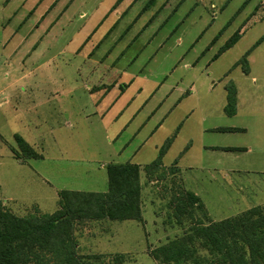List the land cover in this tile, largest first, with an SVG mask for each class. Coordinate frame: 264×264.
<instances>
[{"label":"rangeland","instance_id":"rangeland-1","mask_svg":"<svg viewBox=\"0 0 264 264\" xmlns=\"http://www.w3.org/2000/svg\"><path fill=\"white\" fill-rule=\"evenodd\" d=\"M225 1L0 0L6 207L19 217L52 215L63 192L104 194L108 166H150L171 140L163 167L143 187V223L87 222L76 229L79 255L99 258L87 262L117 264L122 257L124 264H162L153 252L193 226L186 221L182 229L173 219L169 203L179 191L199 197L205 225L262 205L264 150L257 147L264 142L255 138V117L264 114V82L247 79L249 64L238 63L263 38L264 21H249L245 32L241 24L228 26L208 51L245 0L221 11ZM237 33L242 41L220 56ZM262 56L264 44L254 53L255 73ZM229 87L236 100L240 88L235 117L225 112ZM240 128L248 131L211 132Z\"/></svg>","mask_w":264,"mask_h":264},{"label":"trees","instance_id":"trees-1","mask_svg":"<svg viewBox=\"0 0 264 264\" xmlns=\"http://www.w3.org/2000/svg\"><path fill=\"white\" fill-rule=\"evenodd\" d=\"M121 1V0H119ZM241 36L237 33L221 49L220 54L231 49ZM264 42V36L245 55L238 65L247 66L251 52ZM245 68L247 74L248 69ZM229 117L236 115V91L229 87ZM216 133H243L239 129H216ZM21 146L29 147L20 138ZM171 141L161 150L160 157L143 168L148 175L162 166ZM225 152L238 149L224 148ZM32 152V150H27ZM34 154L32 153L31 156ZM108 191L104 194L63 192L59 210L52 215L38 213L19 217L0 200V264H93L94 257H81L76 240V229L87 222L143 223L142 169L136 165H110ZM174 174L177 170L173 169ZM173 219L183 229L184 222L193 221L179 239L153 252V258L162 264H264V207L252 208L245 213L219 222L202 223L199 214L207 217L204 204L192 192L179 191L169 203ZM124 264V259H116Z\"/></svg>","mask_w":264,"mask_h":264},{"label":"crops","instance_id":"crops-1","mask_svg":"<svg viewBox=\"0 0 264 264\" xmlns=\"http://www.w3.org/2000/svg\"><path fill=\"white\" fill-rule=\"evenodd\" d=\"M121 1H124V0H121ZM128 1V0H127ZM172 1H174V0H172ZM234 0H229V1H225L224 3H222V4H224V6L223 7H221L222 8V10L221 11H225V9H227L229 6H230V4L233 2ZM58 2V1H57ZM152 2L154 3L153 5H156L157 3H158V0H152ZM170 1H168L167 3H169ZM164 5L166 4V2H164L163 3ZM53 7V6H52ZM215 8V10H216V7L214 6V5H212V10ZM260 12H262V14L261 15H258ZM45 18V17H44ZM216 20L214 19L213 20V22H215ZM249 21H256V22H258V21H264V0H245L244 2H243V4H242V6H241V8L238 10V12L236 13V15L234 16V18L232 19V20H230L227 24H226V27L225 28H223L222 30H220L219 31V36H217L216 37V39L213 41V43H212V45L208 48V51H212L213 50V48H214V46H216V45H214L213 46V44H215L216 42V44H218V42H219V38H221V36L224 34V32L226 31V29H227V27L228 26H233V25H235V26H239L240 24H241V26L244 28V29H242L243 31L244 30H246V27H248L249 25H250V23L251 22H249ZM256 24H254V26H255ZM204 32H207V29H206V31H204ZM239 32H241V31H239ZM245 32V31H244ZM244 32H242V34H244ZM247 32V31H246ZM242 36H241V38H240V40L231 48V49H229V50H227L226 52H224V53H222L220 56H224L225 54H227V53H230V51H233L236 47H237V45L242 41ZM219 39V40H218ZM259 41V40H258ZM258 41H256L252 46L254 47L255 46V44L258 42ZM227 42V41H226ZM264 44V42L258 47V48H260L262 45ZM226 45V44H225ZM224 46H222V47H220V50L218 51V52H220L221 51V49L223 48ZM193 48V47H192ZM257 48V49H258ZM257 49H254L252 52H251V54L249 55V59H248V64H249V70H248V73H247V75H246V73H245V75L247 76L246 78L247 79H252V81L254 82V84H257L258 82H264V77H263V74H264V56H262L261 57V59H263V60H261L260 61V65H259V69L257 70V71H259L258 73H255L254 72V65L256 64V61L254 60V53L256 52V50ZM193 50V49H192ZM249 52V51H248ZM247 52V53H248ZM218 54H220V53H218ZM217 54V56H219ZM263 55V54H262ZM238 90V97H237V102L240 100V88H238L237 89ZM8 103V100L7 99H5V104H7ZM179 105H177L176 106V108L178 107ZM236 115H237V113H236ZM235 115V116H236ZM235 116H233V117H235ZM256 119L258 118V120H259V122H257L256 123V125H257V127L259 128V129H256L255 130V138H256V140H260V139H262V136H263V142H264V133H262L261 132V130H263L264 131V126L263 127H260L259 126V124H260V122L261 121H263L264 120V114H261V115H259V117H255ZM240 129H242V128H240ZM215 130V129H214ZM242 130H244V133H246L247 131H248V128H245V129H242ZM206 130H204V132H205ZM213 130H211V132H212ZM203 132V133H204ZM224 134V133H223ZM213 147H215V146H213ZM213 147H210L211 149H216V148H218V147H215V148H213ZM204 148H208V147H206V146H204ZM220 148V147H219ZM240 149H243L244 151L246 150V151H251V149H246V148H240ZM239 150V149H238ZM257 150H261V151H263L264 150V143H263V145H261L260 147H257ZM168 152V151H167ZM177 165H178V163H175V166H174V168L173 169H175V170H178V168H177ZM140 167V166H139ZM161 167H163V163H162V166ZM161 167H160V169H161ZM141 168V167H140ZM142 169V172H141V186H142V198H143V187H145L146 186V182H147V178L149 177L144 171H143V168H141ZM170 170H172V169H170ZM142 202H143V200H142ZM262 206H264V203H262V205H258V206H256V207H262ZM142 207H143V205H142ZM256 207H253V208H256ZM143 209V208H142ZM239 216V215H238Z\"/></svg>","mask_w":264,"mask_h":264}]
</instances>
